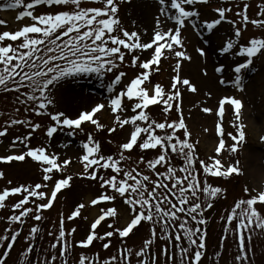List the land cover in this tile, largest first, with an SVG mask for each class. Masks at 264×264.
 Here are the masks:
<instances>
[{"label": "snow or ice", "instance_id": "1", "mask_svg": "<svg viewBox=\"0 0 264 264\" xmlns=\"http://www.w3.org/2000/svg\"><path fill=\"white\" fill-rule=\"evenodd\" d=\"M124 2L92 0L98 6H87L85 0H9L0 4L3 9L23 7L16 19H30L29 23L15 30L0 32V92L15 93V103L23 106V112L46 115L52 122L45 127L48 142L36 146L31 145V138L41 129V123L10 115L0 126V137L8 134L12 126L30 129L11 140L8 152L0 155V162H23L31 158L39 162L42 174L41 182L12 186V180H7L8 186L0 190V209L7 207L6 201L10 196L20 197L11 204V214L6 217L7 226L0 234V264H7L27 220L41 222L44 210L53 206L58 193L68 188L73 179L72 175L54 179L55 173L63 174L71 162L70 157L61 160L59 153L50 151L54 134L65 129L70 130L68 135H75L77 129L83 132L81 125L85 121L97 130L104 129L105 125L99 122V118H94L102 110L113 114L107 132L111 134L117 128L125 130L128 126L125 138L117 145L116 153L105 155L101 142L89 132L87 139L81 142L78 161L82 171L78 175L96 181L101 189L87 204L98 206L102 201H115L117 196L121 198L127 206L124 224L113 226L119 216L115 206L99 207L86 238L70 241L68 237L76 229L66 232L65 219L71 221L81 215L87 204L78 203L66 218L63 213L60 214L58 235L48 232L54 242L43 250V256H37L35 260L29 259V254L34 253L41 228L39 223L30 226L23 236L25 246L20 253L23 258L21 264H70V259L72 264H201L205 256L206 229L202 227L207 224L205 211L213 208V202L226 193L223 187L210 183L209 177L243 174L239 159L225 166L219 158L221 151L226 149L222 126L226 106L232 110L231 126L235 130V134L227 132L233 141L227 145L228 152L237 153L246 142V124L242 113L243 101L235 95H222L215 109L201 106L200 102L193 104V107H200L204 113H214L218 118L214 122V131L219 137L218 142L213 141L216 155L205 159L198 156L200 141L191 139L192 132L186 123L182 103L184 91L198 94L200 89L189 78L182 76V61L192 59L184 50L182 29L190 24L198 33L204 30L211 33L222 21L232 25L234 38L228 39L219 51L221 55L231 53L242 59L231 66L227 79L223 76V64L215 66L214 72L220 74L219 85L230 84L243 91L244 71L253 64L254 57L264 56V32L245 43H240V39L249 24L264 30V2L257 5L255 18H250V6L244 3L242 9L234 13L239 20L226 15L233 11L232 7L217 6L213 9L217 17L201 21V13L196 6L207 5L209 0H156L157 15L147 41L142 36L148 33V29L141 32L129 30L123 25L119 11ZM37 6L47 10L34 14ZM168 22L171 26L165 27ZM0 25H7V21L0 19ZM196 51L201 56L206 55L203 48ZM166 53L177 58L172 69L175 74L170 77V88L167 90L150 80L152 73L159 71L161 57L167 58ZM126 55L130 56L129 66L139 71L124 80L127 73L119 69L126 63ZM114 70H118L114 77L103 84L106 74ZM93 75L101 80L108 93L103 101L91 100L75 115L56 109V92L62 82ZM203 75H208L207 69H204ZM204 95L211 97L212 92L206 91ZM155 105L162 106L161 119L153 118L146 111L149 106ZM129 110L133 114L129 115ZM14 111L20 113L21 108L17 107ZM171 111L177 113L176 119L168 118ZM204 131L209 130L205 128ZM259 139L264 142V135ZM108 142L112 143L111 140ZM136 149L140 154L133 159L130 153ZM149 150L153 153L151 157L147 155ZM109 169L111 172L105 174ZM4 178L5 173L0 171V179ZM49 181L52 183L49 184ZM243 192L247 194L246 198L235 200L227 215L221 216V220L225 221L223 232L230 233L237 244L234 264H252V233L257 229L264 233V214L256 207L258 203L264 205V188L250 189L245 186ZM108 217L113 218V222L108 224L111 230L99 234L97 226ZM141 222H147L151 227L149 237L142 241L138 250L121 242L116 254L106 258H101L99 252L89 255L85 251L73 256L76 247L88 249L95 240L105 241L106 237H113L114 234L125 238ZM225 238L222 237L221 247ZM156 241H163L164 246L157 245L153 250L152 245ZM111 244V239H108L102 247L107 250ZM215 256L220 257L221 252L217 251Z\"/></svg>", "mask_w": 264, "mask_h": 264}, {"label": "rangeland", "instance_id": "2", "mask_svg": "<svg viewBox=\"0 0 264 264\" xmlns=\"http://www.w3.org/2000/svg\"><path fill=\"white\" fill-rule=\"evenodd\" d=\"M222 1L224 2L226 0H211L207 5H197L196 7L201 13L200 20L203 21L204 19L217 17L218 14L213 12L212 7L214 9L217 6L224 5L232 7L233 12L226 15L229 18H233L234 13L238 10H241L244 3H250L248 13L250 18H255V13L258 11L257 5L261 2H264V0H227L224 3ZM7 2H9V0H2L0 4H4ZM252 2H255L256 5L251 6ZM85 4L87 6H95V4L92 3V0H85ZM157 8L158 5L156 3V0H130V2H127V0H125V2L120 6L119 15L122 19L123 25L129 30H140L141 32H143L144 29H148V33L142 36V39L147 41L151 37L152 29L154 27V17L157 15ZM206 9H210L212 11L208 12L206 11ZM46 10L47 9L45 7L37 6L34 9V14ZM19 11H22V7L17 9L0 8V19L7 21V25H0V32L4 30H15L19 26H23L24 24L30 22V19L27 17L21 20H17L16 16L18 15ZM235 19L239 20V17H236ZM133 21H135V25L133 24ZM167 26H171V22H168V25H165V27ZM231 26L232 25L227 21H222L221 25L214 29L211 33L206 30L198 33L191 27L190 24L182 29L184 50H186L187 53L192 57L191 61H182V76L189 78L193 83L197 84L200 89L198 94H192L187 91L183 92L182 109L184 111L186 123L188 124L189 129L192 132L191 139H198L200 141V143L198 144V151L201 159H205L209 155H216L213 151V141L217 138L215 137L213 130L214 121H212L211 123L212 125L210 128V135L205 134L204 129H202L200 117L206 118L205 114L208 113L202 112L200 110V107H193V104L200 102L201 106L212 107L215 109L218 105V100L222 95L232 94L237 98L242 99L247 106L246 111H242L243 119L246 124L245 132L247 135V139L242 152L239 155L238 153L232 154L227 151V145L233 143L230 137L227 136V132H233L235 134V130L231 126L232 112H229L228 115H225L224 138L226 141V149H224L220 153L219 158L221 159L222 164H224L225 166H227V164L229 163H232L235 159H239V161L241 162L240 167L242 168L243 174L240 178L241 182L238 181L232 183L231 179L234 178V174L226 177L227 180H225L224 178L223 180L216 181L209 180V182L214 186L223 187L224 189H226V191L229 190V192L227 198L223 202H221V204L214 207L218 209H216L213 213H210V215L212 216V220L209 226L208 251L210 253L208 252L207 254L206 260L204 262L205 264H234V256L237 252V244L233 236L229 233L226 240L223 241L224 247H221V236L224 233L223 227L225 224L224 221L221 220V216L227 215L228 211L231 210V207L234 206L235 200L246 198L247 194L243 192V188L245 186H248L250 189L264 188V142H261L259 139L261 135H264V56H256L255 62L250 65L248 70L244 71L243 83L245 87L243 91L236 90L231 85H219L217 81L220 74H216L214 72V67L223 64L225 66V72L223 76L225 79H227L229 77V74L231 73V66H234V63L237 60L242 59L239 57H234L231 53L221 55L219 51L220 47H222L228 39L234 38V30L233 27L232 29H230ZM262 32H264V30H258L254 26L249 24L247 30H244L242 32L241 39L246 41L253 36H260ZM197 48H203L206 55L201 56L196 51ZM211 55L217 57L218 59L212 61L210 59ZM176 59L177 58H175L174 56H167V58L161 57V62L167 65V69L165 71V85L167 89L170 88V77L175 74L172 69L174 68ZM129 64L130 56L126 55V63L119 69L127 73V76L123 78L124 80L133 77L138 72V68L130 67ZM153 67H155V65ZM204 69H207L208 71L207 76L203 75ZM117 71L118 70H114L113 73L106 74L103 84L109 82L114 77V74ZM80 78L81 79L69 78L68 80L62 82V85L56 92V109L64 110L69 115H75L77 114L78 109L82 110L83 108H85L91 102V100L103 101L108 96L106 88L102 86L101 80L97 79L94 75ZM206 91H211L212 96L206 97L204 95ZM15 95V93L0 95V113H3V115H0V126H3L4 120L8 119L10 115L14 118L20 119L30 118L34 122L41 123L42 125L41 129H38L33 134V137L31 138V145L36 146L39 144L47 143L48 138L45 135V127L47 124L52 123L50 121V117L46 115L35 116V113L23 112V106L15 103ZM82 96L89 97L90 101L88 104L80 103ZM17 107L21 108L20 113H15L14 109ZM227 108L232 111L228 106ZM128 114L131 115L133 113H131V111L129 110ZM212 115L214 116V113ZM94 118H99V122L101 124H104L105 128L97 130L95 126L89 122L81 126L84 129L83 132L77 129L75 135H68V132L70 130H58V132L55 133L53 138L51 139L52 148L50 149V151L59 153L61 160L69 157L71 158V162L68 165L67 169L63 172V174L55 173L54 175V179H58L62 175L73 176V179L70 181L69 190H67L66 192V203L69 204H67V206L65 207V211L70 213L74 210L75 206L78 203L84 202L87 204L90 198H94L100 192L98 187L94 186L93 184L92 186H87L88 183L86 178H81L78 175V173L82 171V166L78 161V156L82 151L81 142L87 139V134L91 132L94 139H97L101 142L102 148L103 146H105V144L103 143L101 134H99L100 132H104V136L106 138H109L108 140L112 139L109 133H106L105 131H107V127L111 126L113 114L108 110H102L101 113H98ZM127 127L128 126H126L125 130L117 128V131L114 132L116 133L114 136L117 137L119 135V137L117 138L123 141L125 138ZM28 131H30V129L25 128L24 126H12L9 129L8 134H6L4 137H0V155L6 154L8 152L7 146L11 143V140L16 135H23ZM211 136L213 138H209ZM204 137H208L209 143H203V139H206ZM109 144L112 145V143ZM134 154L138 156L140 153L134 152ZM256 167L263 169V173H261L258 177V181L253 182L254 179L251 174L253 169H255ZM0 171H3L5 173V178L0 179V190H2L5 186H8L6 183L7 180H12V186L21 183L34 184L38 181H42L39 176V162H34L31 160V158H26L23 162H0ZM48 183L51 184L52 182L49 181ZM252 194L255 193L253 192ZM62 197L63 196H59L57 198V204L60 203ZM19 198V195L10 196L6 201L7 207H5L1 213V217L5 219H0V234H3V229L7 226L6 217L11 214V204ZM105 203L113 204V206H115L119 211V216L116 218L115 225L117 227H120L124 224L126 219L125 208L127 206L123 204V201L121 199L111 202L103 201L102 203H99L98 206L87 204V206L81 210V215L79 217H75L78 219L77 223H70L71 226L76 225L81 228L80 231L83 234V237L81 239L86 238V235L89 233L90 225L98 214V208L107 207ZM257 208L262 214H264V207L257 206ZM57 213L58 211L55 214ZM85 217H87V219H85ZM110 219L111 218L108 217L105 219V221H102L101 224L97 226L96 231L99 228H102V231H110L108 226L105 225L106 222L110 221ZM49 224L57 228V226L54 224L53 218L50 220ZM16 226L17 225H13V227ZM140 228L141 229L139 231H136V233L132 236L134 238H130L131 242L135 245L133 247V250H138L139 247L142 246V241L148 238L150 234L149 231V234L145 235V225H142ZM135 230L136 229H134L133 232ZM109 238L110 237H106L105 241L95 240L93 242V248H95V250L97 251H102V244ZM128 238L129 237H126L125 240L128 241ZM42 239L43 238L40 239L39 244ZM185 243L187 245V242ZM24 245V240L19 239V241L15 245L13 254L10 255V258L7 261V264H17L16 253L17 251L22 250V247ZM157 245L163 247L164 242H154L152 245V249L156 250ZM218 245L219 248L221 247L222 249V251L217 250L221 252L220 257L215 256V253L217 252H215V250ZM251 248L252 253H250V258L252 260V264H264V233H261V231L258 229L252 233ZM40 251H42L41 248ZM209 256H212V258H209Z\"/></svg>", "mask_w": 264, "mask_h": 264}, {"label": "bare ground", "instance_id": "3", "mask_svg": "<svg viewBox=\"0 0 264 264\" xmlns=\"http://www.w3.org/2000/svg\"><path fill=\"white\" fill-rule=\"evenodd\" d=\"M210 59L212 61H215L218 58L211 55ZM89 101H90V99H89L88 96H82L81 100H80V103L81 104H88ZM243 108H244V111H246V105ZM205 116L207 118V121H206L205 117H200V121L202 123V129L207 128L209 131H207V132L204 131V132H205V134H209L210 135V128H211V125H212L211 123H212V121L215 122L217 120V117H215V115L213 116L212 114H205ZM213 130H214V127H213ZM214 133H215V131H214ZM204 138H206V139H203V143H205V144L209 143L208 137H204ZM209 138H213V137L211 136ZM262 164H263V161H262ZM261 173H263V169L257 168V167L255 169H253L252 174H251L253 179H254L253 182L254 181H258V177L260 176Z\"/></svg>", "mask_w": 264, "mask_h": 264}, {"label": "trees", "instance_id": "4", "mask_svg": "<svg viewBox=\"0 0 264 264\" xmlns=\"http://www.w3.org/2000/svg\"><path fill=\"white\" fill-rule=\"evenodd\" d=\"M205 217H206V214H205ZM207 219V218H206ZM51 244V243H50ZM15 246V245H14ZM50 246V245H49ZM49 248V247H48ZM44 255V252L43 251H36V253L33 254L32 256V260H35L37 256H43ZM18 264H20V257H19V261H18Z\"/></svg>", "mask_w": 264, "mask_h": 264}]
</instances>
